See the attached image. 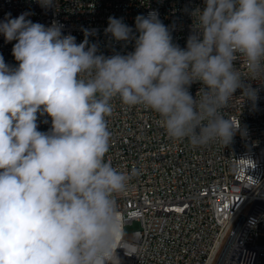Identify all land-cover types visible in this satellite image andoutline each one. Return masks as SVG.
<instances>
[{"label": "clouds", "instance_id": "clouds-1", "mask_svg": "<svg viewBox=\"0 0 264 264\" xmlns=\"http://www.w3.org/2000/svg\"><path fill=\"white\" fill-rule=\"evenodd\" d=\"M44 9L54 0H36ZM186 47L173 43L159 13L108 17L116 42L134 51L98 54L82 29L77 43L63 25L5 14L0 34L16 41L11 66L0 55V264H120L137 249L124 242L117 197L136 174L119 171L106 153L113 99L156 113L169 139L194 148L227 147L239 124L223 115L234 93L255 104L264 86V0H204ZM239 61L243 70L236 66ZM200 87L193 97V84ZM51 119L48 131L38 118ZM47 123V120L43 121ZM250 218L249 224H254Z\"/></svg>", "mask_w": 264, "mask_h": 264}, {"label": "built area", "instance_id": "built-area-1", "mask_svg": "<svg viewBox=\"0 0 264 264\" xmlns=\"http://www.w3.org/2000/svg\"><path fill=\"white\" fill-rule=\"evenodd\" d=\"M204 7V0H54L44 9L36 0H0V21L7 13L15 18L30 12L27 19L33 22L50 26L58 21L63 34H72L77 43L84 39L82 29H96L89 42L98 45V54L110 56L134 51L135 42H116L106 35L108 17L123 18L138 37L135 17L155 10L173 43L185 48L199 15L192 13ZM12 47L0 34V55L17 66ZM236 66L243 70L239 61ZM245 83L259 89V99L253 104L238 89L223 109L226 118L239 124L227 147L210 142L194 148L187 139L173 141L156 113L113 99L105 159L119 171H136L127 191L117 197L122 234L117 244L133 245L137 252L128 256L117 248L120 264H208L216 248L229 249L227 264H264V86ZM199 87L191 86L194 98ZM38 126L48 131L51 119L39 117ZM134 222L140 229L126 240L125 226Z\"/></svg>", "mask_w": 264, "mask_h": 264}, {"label": "bare ground", "instance_id": "bare-ground-1", "mask_svg": "<svg viewBox=\"0 0 264 264\" xmlns=\"http://www.w3.org/2000/svg\"><path fill=\"white\" fill-rule=\"evenodd\" d=\"M14 43H16V41L9 43V45H13ZM228 259H229L228 248H216L212 256L208 258V264H227Z\"/></svg>", "mask_w": 264, "mask_h": 264}, {"label": "rangeland", "instance_id": "rangeland-1", "mask_svg": "<svg viewBox=\"0 0 264 264\" xmlns=\"http://www.w3.org/2000/svg\"><path fill=\"white\" fill-rule=\"evenodd\" d=\"M140 229V223L139 222H134L131 225H126L125 226V239L126 240H132L133 239V233L135 231H138Z\"/></svg>", "mask_w": 264, "mask_h": 264}]
</instances>
